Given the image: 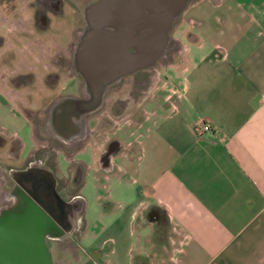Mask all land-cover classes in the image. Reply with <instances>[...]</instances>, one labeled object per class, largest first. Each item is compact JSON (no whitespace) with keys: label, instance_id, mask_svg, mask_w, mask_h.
Here are the masks:
<instances>
[{"label":"crops","instance_id":"crops-1","mask_svg":"<svg viewBox=\"0 0 264 264\" xmlns=\"http://www.w3.org/2000/svg\"><path fill=\"white\" fill-rule=\"evenodd\" d=\"M182 22L188 41L176 88L164 100L151 89L145 126L136 116V138L119 137L115 170L100 165L97 144L87 160L105 189L101 218L111 221L96 241L112 228L114 246L103 248L102 240L100 256L127 264H264V0H193ZM12 72L4 66L0 77ZM19 117L0 112L12 125ZM198 119H212L215 129L198 136ZM155 210L164 221L148 218Z\"/></svg>","mask_w":264,"mask_h":264},{"label":"flooded vegetation","instance_id":"flooded-vegetation-1","mask_svg":"<svg viewBox=\"0 0 264 264\" xmlns=\"http://www.w3.org/2000/svg\"><path fill=\"white\" fill-rule=\"evenodd\" d=\"M98 1L101 0H0V69L7 66L13 70L0 77L1 99L16 107L31 127L26 140L0 135V149L6 152L7 165V178L0 189V208L14 202L11 192L20 189L29 193L23 183L30 177L41 176L48 183L51 176L56 179V189L69 204V211L66 227L59 224L64 233L47 237L53 264H64L54 256L55 250L60 255L71 251L78 257L83 247L88 202L82 188L90 169L87 160L76 159L77 155L90 144H97L102 149L100 165L107 171L115 170L113 160L123 152L117 130L133 127V120L139 115L144 127V110L153 105V86H157L161 92L158 95L164 100L170 86L177 85L175 82L164 85L169 80L164 71L175 66L173 62L180 46L176 39H172L155 66L123 73L117 78L116 67L109 59L100 60L96 76L77 69L79 48L81 64L88 62L86 10ZM181 20L175 24L172 35ZM106 29L115 31L112 26ZM160 61L165 65L154 76ZM17 66L22 70L17 71ZM100 96L103 101H99ZM81 112H89L86 129L77 117ZM125 134L133 137L128 141L134 139L131 131ZM63 155L69 158L70 166L68 174L61 177L58 167ZM85 199L83 210L80 206ZM150 215L156 223L165 219L160 210L149 213V219ZM92 254L94 257L100 252L94 248ZM68 263L72 264L71 260Z\"/></svg>","mask_w":264,"mask_h":264},{"label":"water","instance_id":"water-1","mask_svg":"<svg viewBox=\"0 0 264 264\" xmlns=\"http://www.w3.org/2000/svg\"><path fill=\"white\" fill-rule=\"evenodd\" d=\"M192 1L101 0L94 3L86 10L88 62L81 64L83 57L79 48L77 69L96 76L100 60L109 59L116 67L114 77L117 78L123 73L155 66L172 42L175 24ZM106 26L114 27L115 31H108ZM88 114L77 115L85 129ZM23 185L29 193L20 189L11 192L14 202L0 208V264H53L47 237L64 233L59 224L66 227L69 204L58 193L52 176L49 183L44 177L34 176ZM86 203L85 199L79 206L85 210Z\"/></svg>","mask_w":264,"mask_h":264},{"label":"rangeland","instance_id":"rangeland-1","mask_svg":"<svg viewBox=\"0 0 264 264\" xmlns=\"http://www.w3.org/2000/svg\"><path fill=\"white\" fill-rule=\"evenodd\" d=\"M185 29H186V24L182 22L181 20L180 24L177 26L176 30L174 31L172 35L173 39H176L179 41L180 46L178 49V54L175 57L174 62H173L175 66L173 67V69H167L164 71V74L170 77L169 83L175 82L176 84H178L179 80L181 79V77L179 76L180 75L179 70L180 69L182 70V67L184 65V62H183L184 53H182V48H183L184 41H188L187 40L188 35L185 36L186 35ZM159 64H160L159 66L160 68H158V71L154 73V76L156 75L158 76V72L160 71L162 65H165V62L160 61ZM164 85H166V81L164 82ZM153 87L156 88L157 86L154 85ZM168 90L171 92L172 90L171 86ZM166 92L168 93V91ZM160 93L161 92L158 91L157 94H160ZM8 110L9 111L15 110L19 114L20 117L17 121L14 122L13 125L11 124L10 119L9 120L0 119V135L8 139H13L17 137H21L25 140L28 139L29 138L28 136H30L31 134V127L29 126V120L24 115H22L17 110L16 107H13L11 103H8V102L5 103V100L2 101L1 99L0 112L4 113ZM139 119L142 120L140 116H139ZM134 130H135L134 127L127 128L126 126H123V127H120L119 130H117L116 135L118 137H123L124 139L128 141L129 139L133 137L131 135L126 136L125 131H129V132L131 131L133 133ZM143 130L144 128L143 129L141 128L140 132H143ZM15 133L17 137L14 136ZM138 133L139 132L137 131V135ZM136 136L134 135V139L136 138ZM28 147H29V144L27 143V148ZM92 152H93V145L90 144L82 153L77 155L76 159H86L88 161H91L93 159ZM5 159H6V152L5 150L0 149V189L3 188V186L1 185L3 184L4 180L7 178V173H6L7 165L5 163ZM69 166H70L69 158H67L65 155L61 156L60 161H59V167H58V175L61 177L66 176V174H68ZM87 180L88 182L82 188V193L87 198V202H88V208L86 212L87 228H86V233L84 236L83 247L81 248V251L79 250L78 257L77 256L75 257L74 253H72L71 251H69L66 254L63 253L60 255L56 253V250H55L54 256L56 257L58 261L64 262V264H69L68 260H71L72 264H127L128 259L126 258L117 259L114 257V254L112 253L104 254V256L102 257L100 256V254H102L101 252H103V250L101 249L105 247L112 248L114 246V243L112 242V240L111 239L108 240L112 234L111 227L102 235V238L96 241L97 233L101 229L102 224L110 223L111 221L105 217H104V220L101 218L102 211H104L103 207L106 206L107 201L100 199V195L105 193V189L98 188V184L100 182L97 180L96 176L92 172L88 175ZM122 227L124 229L123 233L128 235V230H127L128 225L125 224ZM127 235L125 236V238L130 241V239H128L130 237H128ZM102 240H106L103 248L102 246H99ZM96 247H101L100 254L98 256L93 257L92 249Z\"/></svg>","mask_w":264,"mask_h":264},{"label":"built area","instance_id":"built-area-1","mask_svg":"<svg viewBox=\"0 0 264 264\" xmlns=\"http://www.w3.org/2000/svg\"><path fill=\"white\" fill-rule=\"evenodd\" d=\"M214 129V121L212 119H198L193 125V130L198 136H203L205 133L213 131Z\"/></svg>","mask_w":264,"mask_h":264}]
</instances>
